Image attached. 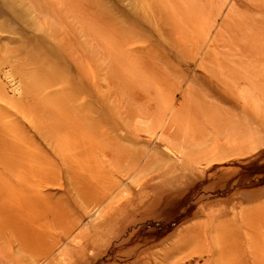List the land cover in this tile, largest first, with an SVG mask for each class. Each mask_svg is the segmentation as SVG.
<instances>
[{"label": "rangeland", "instance_id": "1", "mask_svg": "<svg viewBox=\"0 0 264 264\" xmlns=\"http://www.w3.org/2000/svg\"><path fill=\"white\" fill-rule=\"evenodd\" d=\"M234 11L264 20V0H0V264H185L197 191L238 196L216 206L223 216L239 196L264 199V144L203 147L244 154L213 163L200 186L186 179L208 161L173 138L174 125L221 123L181 103L219 71L210 50L264 90L255 50L223 45ZM241 236L226 229L218 250L239 253Z\"/></svg>", "mask_w": 264, "mask_h": 264}, {"label": "crops", "instance_id": "2", "mask_svg": "<svg viewBox=\"0 0 264 264\" xmlns=\"http://www.w3.org/2000/svg\"><path fill=\"white\" fill-rule=\"evenodd\" d=\"M215 62H217L219 71L211 73V70H208L210 71L208 73L205 72L207 70H204L205 74H203V76H206L207 80L202 84V89H204L202 93L199 92V94H197L192 90V93L190 92L191 100L184 99L181 103L183 105H190L191 108L196 106L202 109V112L206 111V115L208 117L210 116L209 118H213L214 115L217 119H221V123L217 125H174L175 133L173 134V138L176 140H185L183 141L184 144L191 146V152H193L191 161H195L196 164L208 161L204 169L191 170L187 178L190 179L188 182L186 179V185H188L193 178H197V185L207 186V182L203 180V176L201 175L204 170L211 167L213 163L217 161L244 154V150L235 152L230 151L228 148L225 149V152H227L226 155L213 154L208 156L207 154H199L203 147L215 150L219 146L223 147L226 144L228 145L230 143L228 139H232L240 145H247L250 151L264 144V139L262 138L264 137V90L255 89V84L258 80L255 79L252 74H248L247 72L249 71L247 69H243V72L246 74L233 72L232 66H238L232 59L216 60ZM229 66L231 68H228ZM235 71H241V69H236ZM246 77H248V79ZM218 78L222 80H218ZM236 78H241V80ZM249 78L252 80L249 81ZM216 90L219 91L218 94L215 93ZM219 105H222V107ZM241 111H246L245 119L243 120L240 118ZM203 115H205V113H203ZM228 115H230L231 118H229ZM231 115H236L237 118ZM228 122L230 124H227ZM214 140L216 142H214ZM247 140L250 141L248 142ZM132 151L134 152L133 149ZM110 152H112L110 153L112 157L116 155L113 151ZM106 156L108 158L111 157L108 154ZM119 158L122 157L119 156ZM123 161L125 162V160ZM131 161L135 162V157H132ZM124 165L123 168L125 169L123 172L133 171L135 168V164L131 169H128ZM117 166L118 162L114 167L118 169ZM204 188L205 187L200 191L205 192ZM200 191H197V198L193 210L194 213L189 216L190 224L195 222L200 223L192 227V229L195 228V230L191 236L179 238V242L182 243L184 241H190L191 250L189 252H184L185 254L182 257H185L182 261H178V263L264 264V217L259 220L255 219V215L258 213L264 214V199L251 203L252 200L250 201L249 198L243 200V195L239 196L242 200L240 199L241 201L235 204L236 207L234 206L239 212L233 215L229 214L228 216H223L225 214H220L215 211L216 206H218L217 209L222 207L224 210L226 205L231 206V204H229L230 202H236V200L232 199H237L238 196L228 199L227 196L223 195L225 199L219 197L213 199L210 197L217 196L220 194L219 191H217L216 194H208L206 197L204 193L199 195ZM219 199L222 201H217ZM73 210L74 209H70L69 211L72 217H74ZM116 211H118V209ZM205 212L207 216L202 217L205 215ZM65 221L66 224L73 222L68 221L67 218ZM73 223L75 224V222ZM234 227L241 230V250L237 254L220 252L218 250L219 237H221L226 229H232ZM200 243H207L206 248H199Z\"/></svg>", "mask_w": 264, "mask_h": 264}, {"label": "bare ground", "instance_id": "3", "mask_svg": "<svg viewBox=\"0 0 264 264\" xmlns=\"http://www.w3.org/2000/svg\"><path fill=\"white\" fill-rule=\"evenodd\" d=\"M234 12L235 13H232V15L236 17L237 20L232 27L233 36L232 38L230 36L228 41H223V45L231 46V47L249 46L250 47V49H248L249 52L255 50V52L251 55L250 59H254L256 62L258 61L259 63L261 61H264V20L254 21V19H252L251 17H248L246 15H239L236 13L237 11ZM232 17L230 16L229 18ZM221 42L222 41H217L214 47H217L218 44H220ZM215 49L216 48L207 52L206 57L204 58L205 61L215 62L216 60H228V59H223L226 58L227 56L223 54H219L218 52H216ZM255 86L257 85L255 84ZM260 90L263 89L261 88ZM194 108L196 109L197 107L194 106ZM201 113L206 114L207 112L205 111ZM2 238H3L2 235H0L1 240ZM33 258H35V256H33L32 259Z\"/></svg>", "mask_w": 264, "mask_h": 264}, {"label": "flooded vegetation", "instance_id": "4", "mask_svg": "<svg viewBox=\"0 0 264 264\" xmlns=\"http://www.w3.org/2000/svg\"><path fill=\"white\" fill-rule=\"evenodd\" d=\"M181 221V220H180Z\"/></svg>", "mask_w": 264, "mask_h": 264}]
</instances>
